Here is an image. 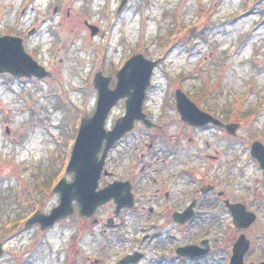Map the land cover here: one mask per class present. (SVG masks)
<instances>
[{
  "label": "flooded vegetation",
  "instance_id": "af4514ba",
  "mask_svg": "<svg viewBox=\"0 0 264 264\" xmlns=\"http://www.w3.org/2000/svg\"><path fill=\"white\" fill-rule=\"evenodd\" d=\"M72 1L50 0L44 13L29 18L35 24L23 25L19 19L9 25L1 19L14 3L0 0V64L11 60L13 48L21 43L46 73L18 76L2 71L0 87L20 94L41 91L67 60L68 41L76 32L85 31L83 40L91 51L102 50L98 45L93 49L94 44L111 35L126 9L119 14L116 9L109 24L92 36L89 24L95 23L80 16ZM138 52H130L125 61ZM167 54L157 57L155 70ZM119 69L108 75L112 89ZM155 77L154 71L142 101L143 116L105 157V141L95 157L100 167L95 191L101 202L93 210H81V200L73 197L68 207L72 212L50 226H26L35 213L50 214L61 203L56 190L61 180L64 190L76 191L70 185L75 172L67 170L69 157L55 169L9 172L14 183L2 191L15 192L13 208L5 206L10 210L6 217L16 226L14 237L30 234L31 248L45 240L50 255L62 264H120L125 259V264H230L234 244L243 237L249 243L244 262L264 264V157L254 153V144L264 150V98L257 96L256 104H249L245 93L204 90L195 99L181 76H160L163 89ZM56 81L65 95L63 83ZM88 86L95 88L92 78ZM178 89L199 108L191 120L178 109ZM127 100L125 96L114 106L123 112L108 129L125 113ZM8 136L15 139L12 131ZM5 173L0 171V185ZM86 248H91L88 256Z\"/></svg>",
  "mask_w": 264,
  "mask_h": 264
},
{
  "label": "rangeland",
  "instance_id": "374dc122",
  "mask_svg": "<svg viewBox=\"0 0 264 264\" xmlns=\"http://www.w3.org/2000/svg\"><path fill=\"white\" fill-rule=\"evenodd\" d=\"M4 2H13L14 7L1 19L3 24L20 19L23 25H32L35 21L29 18L44 13L50 0ZM119 3L74 0L72 6L103 30ZM84 36L85 31L76 32L68 41L67 60L41 91L20 94L0 87V171L8 172L1 174L0 185L4 210L0 209V242L6 249L0 264H62L50 255L45 240L31 248L30 234L14 237V220L6 215L13 208L15 192L3 193L2 188L13 185L11 171L55 169L65 157L70 158L82 115L93 113L96 107L97 91L89 90L88 84L97 71L112 75L130 52L141 51L152 59L168 53L155 71L162 89L160 76L170 75L171 79L181 76L182 85L195 99L204 90L245 93L249 104H256L257 96L264 98V0H129L111 35L94 44L93 49L98 45L102 50L91 51ZM56 80L63 83L65 95ZM122 112L121 107L112 110L107 129ZM6 125L15 134L14 140L5 132ZM85 252L90 255L91 248Z\"/></svg>",
  "mask_w": 264,
  "mask_h": 264
},
{
  "label": "water",
  "instance_id": "95a60500",
  "mask_svg": "<svg viewBox=\"0 0 264 264\" xmlns=\"http://www.w3.org/2000/svg\"><path fill=\"white\" fill-rule=\"evenodd\" d=\"M127 1H121L118 11L126 5ZM90 27L92 35L99 30L95 25H90ZM157 63L158 61H151L145 58L143 54L131 57L118 72V83L113 90L109 88V77H105L102 72L96 74L94 83L99 92L97 107L90 118L82 120L68 165V170L76 172L75 179L70 184L76 187V191L64 190L62 188L64 185L63 181L60 182L56 190L62 194L61 203L53 209L51 214L36 213L26 223L27 226L40 223L45 228L53 224L56 219L66 216L72 212V208L68 207H71L70 203L73 197H78L81 200V210L85 212L93 210L101 202V194L95 191L100 174V167L95 166V157H98L104 140H106V145L102 157H105L109 148L118 138L133 128L135 119L143 116L141 106L144 90ZM2 71H9L18 76L32 75V73L41 77L46 75L42 71V67L25 53L21 43L13 48L11 60L3 61L0 64V72ZM130 90H133L134 93L130 94ZM126 95H129L126 114L117 120L112 130L107 131L105 122L110 110L120 98ZM177 106L186 120H191L198 111L196 104L179 90L177 92ZM262 147L264 148V146ZM254 153L258 157H264V150H259L258 144H254ZM248 248V241L241 237L234 245L230 264H246L244 263V254ZM3 254L4 249L2 243H0V256ZM127 262L129 260L125 259L120 264Z\"/></svg>",
  "mask_w": 264,
  "mask_h": 264
}]
</instances>
